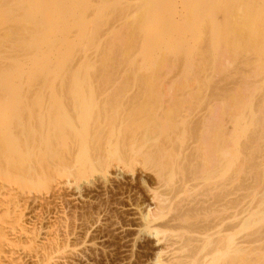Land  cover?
<instances>
[{
    "label": "rangeland",
    "instance_id": "374dc122",
    "mask_svg": "<svg viewBox=\"0 0 264 264\" xmlns=\"http://www.w3.org/2000/svg\"><path fill=\"white\" fill-rule=\"evenodd\" d=\"M43 1L6 0L8 6L0 9V33L5 29L11 34L4 42L7 48L4 50L10 59L7 75L11 82H23L26 89L27 82L39 80L34 66L36 55L40 54V67L43 71L49 70V81L58 79L54 76L56 70L52 73L54 64L56 69L63 66L70 71L77 70L76 76L99 84L96 88L113 84L109 90L106 88V93H111L109 96L102 95L105 90L101 93L93 85L95 94H90L92 97L87 94V99L81 96L78 102L73 100L82 102V106L64 99H46L42 104L38 99H33L34 103L26 100L28 106L34 104L31 107L25 106L24 101L15 102L7 117L0 121V139L5 131L7 135L6 141L0 142L7 144V149L10 147L8 159L12 163L9 162L11 170L8 168L7 171L13 173L11 188L16 191L21 186L19 191L35 196L44 195L43 191H46L45 195L56 191L64 197L61 202L54 203L58 206L57 211L62 212V223L67 224L68 238L70 236V254L67 252L68 256L61 264H154L155 252L160 246L156 247L154 237L147 236L142 215H139L146 206L151 205L150 209L156 210L155 201H152L158 195L153 191L156 194L162 191L161 194L171 199V203L166 204L171 207L163 206L171 213L167 211L166 218L164 211L165 218L156 223L161 229L163 221L168 222L169 217L181 214L179 210H191L193 206L192 210H221L229 188L231 247L246 239L248 243L255 241L253 244L257 248L252 249L261 251L252 253L257 255L256 258L248 251L244 256L243 253L236 254L242 256L238 257L233 251L235 245L231 248V256L234 253L233 256L238 258L231 257V264H264L261 259L264 257V68L257 67L258 55L241 54L233 58L229 66L218 68L215 62L220 61V54H199L195 35L197 24H193L190 33H185L178 14L190 1L200 8L201 2L194 0H153L155 23L162 25L171 19L167 37L159 36L156 41L145 29L133 41L129 54H121L120 44L111 43L117 36H127L126 25L142 10V4L137 0H58V7L49 0ZM164 28L165 25L162 30ZM110 50L112 54H109ZM186 50L187 54H182ZM203 50H207L205 45ZM160 61L163 69L158 76L163 92H158L157 101L153 98L155 102L147 101V109L141 80L152 79V68ZM182 80H187L188 86L174 91V85ZM241 91L244 92L242 98L231 99V117L228 109L223 110V130L231 134V144L227 146L229 154L223 158L220 171L219 166L208 168V171L205 161L215 149L211 151L203 143L204 121L213 107L227 104L229 94L232 98ZM137 92L140 93L135 95ZM141 103L146 107L140 109ZM75 104L76 108H73ZM52 112L56 114L52 115ZM53 116H59L61 120ZM96 132H100L99 137ZM4 143L0 144V149L6 147ZM71 154H75V158ZM69 155L77 161L69 159ZM36 173L40 178H36ZM227 179L231 181L229 188ZM223 181H227L226 186ZM212 187L217 190L212 191ZM31 195L25 211L27 220H33L36 214L53 217L56 213L53 205L48 206V210H40ZM209 202L215 203L210 207ZM138 207L141 208L137 210ZM160 209L162 207L157 210ZM173 230L175 233L171 232ZM180 230V233L175 229L168 231L175 236H180L181 232L185 234V229L184 232Z\"/></svg>",
    "mask_w": 264,
    "mask_h": 264
},
{
    "label": "bare ground",
    "instance_id": "6f19581e",
    "mask_svg": "<svg viewBox=\"0 0 264 264\" xmlns=\"http://www.w3.org/2000/svg\"><path fill=\"white\" fill-rule=\"evenodd\" d=\"M49 1H51L52 4L54 3L53 5L58 7L57 6L58 0H49ZM137 1L142 4V10H140L139 12L134 14L133 17L131 18V22H129L126 25L125 29L127 31V36L126 37L117 36L115 38V41L111 43V45L113 43L120 44L119 46L121 47V54H129L130 53L133 41L136 38H138L141 33H144L143 31L145 29L148 30L150 35H152L154 37V39H156V41H158L159 36H163L164 38L167 37L166 31H167L168 26L171 25V21H170L171 19L166 20L162 25L155 23V21L153 20V17L155 16V14H154L155 6L153 5V0H137ZM43 2H46V1L44 0ZM190 2L191 3H186L185 5H183L181 10L178 12V14H179V17L183 20V23H184L183 30L185 33H190L192 31L193 24H197L198 31L196 32L195 35H196L198 42H199V54H220L221 55L220 61L215 62V65H219L218 68L219 67L225 68V67L229 66L231 64V60L233 58H235L236 56H239L241 54H257L258 57L260 58L258 60V66L257 67H259V69L264 68V0H194V2H197V3L201 2L200 8H196V5H193L192 1H190ZM5 6H8V3H6V0H0V9L5 7ZM164 25H165V28H164L165 30L164 29L162 30V27ZM10 35L11 34L7 33V30H5V29H3L2 33H0V121H1V118L5 119V117H7L6 116L7 113L10 111L11 106H14L15 102H17V104H20V102L24 101V105L28 106L27 105L28 103L25 104L26 100L27 101L32 100V103H34L33 101L35 99L37 101V99H38V100H40L41 104L43 103L44 100H45L44 102H46V99L47 100H51V99L55 100L56 99L57 101H58V99H61V100L64 99L63 101H65V100L66 101H68V100L73 101L74 99H76V101H77L78 98L80 100L81 96H82V99H87L86 98L87 94L89 95V97L90 96L92 97L95 94L94 93L95 89L99 90V92L101 91V93H102V91L105 90L102 93V95L104 93L107 94L106 92H108V91H106V88H107V90H109L110 86L108 87V85H110V84H106L107 87L105 86V84L104 85L100 84V85L105 86L104 88H102L103 90L101 88H96L97 84L85 81L84 78H80V77L76 76L78 73L77 70H71L70 71L69 69H67L63 66L56 69V65L54 66V64H53L52 73H54L56 70L57 73H55L54 76L56 79L58 77V79L55 81H49L47 79L49 70H47V71L41 70L40 63H39L40 54H37L38 56L36 55L37 60H36L35 66H34L36 76H39L38 77L39 80L34 81L33 83H30V84H27V83H29V82H27L25 84V86L28 85L26 89L23 86L24 85L23 82H19V83L11 82L10 77L7 75V66L10 63V59L8 57L7 50H6V52L4 50V49H7L6 46H4V42L7 38H9ZM204 45L207 49L206 51L203 50ZM57 48L58 47H56L55 51L57 50ZM187 52H188L187 50L183 51L182 54H187ZM109 54H112V50L109 51ZM159 54H161V53H159ZM163 54H166V53H163ZM162 65H163L162 62L160 61L153 66V68H152L153 69V78L152 79L141 80V82H142L141 86L143 89L142 92L144 91L146 93V95H148L147 98L148 97L149 98L147 100L145 97L146 95H143L145 99H143V98L142 99L146 101L145 103H146L147 107L143 106V104L141 103L142 105L139 107L140 109L142 106L146 107L148 109L149 103L147 104V101L150 102V101H153L154 99H156V101H157L158 100L157 95L160 96L159 95L160 93L158 94V92H163L162 91L163 85L159 82V76H158L160 71L163 69V68H161ZM51 68H52V66H51ZM188 84H189V82L187 80L179 81L177 84L174 85V91H176V92L180 91V90L186 88L188 86ZM93 85H94L95 89H94ZM98 85H97V87H99ZM120 85L121 84H119V87H120ZM112 86H113V84L111 85V87ZM119 87H116V88H119ZM122 89H123V87H122ZM137 89H139V88H137ZM137 89H136V91H137ZM116 92H117V90H116ZM125 92H128V90ZM147 92L149 94H147ZM112 93L114 95L113 91H112ZM139 93L137 92V93H135V95L136 94L138 95ZM243 93H244L243 91L237 92L235 95H233L232 98H231V94H229L227 96V104L225 106L213 107L211 109V112H210L208 118H206L204 121V135H203L204 140H203V143L206 145V147L210 148L209 150L214 151V149H215L214 154L208 155V158H206V161H205L206 165L203 164L205 166V168H207V170H208V168L210 170L213 167L218 168V166L220 168V165H222L223 158H225V156L229 154L227 146H229L231 144V134H226L225 131L223 130L222 117L225 114V111H223V110L225 108L228 109L229 116L231 117V99L235 100L237 98H242ZM90 94H93V95H90ZM99 95L101 96V94H99ZM129 95H131V94H129ZM83 96H85V97H83ZM139 97L140 96H138V98ZM105 98H106V96H105ZM112 98L113 97H111V99ZM152 98H153V100H152ZM94 99H96V98H94ZM149 99H150V101H149ZM159 99H160V97H159ZM128 100H127V102H128ZM76 101H73L72 104H74V102H75L76 104H79L78 106H80V105L82 106V102L80 104V103H77L78 101L77 102ZM82 101H84V100H82ZM88 101H89V99L86 102H88ZM96 101H98V100H96ZM114 101H115V98H114ZM86 102H85V106L87 109ZM140 102H142V101L140 100ZM153 102H155V101H153ZM51 103H53V102H51ZM35 104H37V103L35 102ZM76 104L73 105V108H76ZM103 104H104V102H103ZM90 105H92V103ZM18 106L19 105H17V107ZM31 106H34V104ZM31 106H28V107H31ZM44 106H45V103H44ZM68 106L69 105H67V107ZM43 107H41V109ZM104 107H105V104H104ZM143 107H142V109H143ZM23 108L24 107L22 106L21 109H23ZM47 108H49V107H47ZM146 108L144 110H146ZM30 109L31 108H29V110ZM44 109H45V107H44ZM34 110L37 111V108H35ZM45 110H47V109H45ZM137 110H138V108H137ZM27 111H28V109L25 112H27ZM51 111H52V109H51ZM82 111H83V109H82ZM11 112H14V111H11ZM75 112H73V114ZM65 113H66V111L64 112V114ZM38 114H40V113H38ZM44 114H42V115H44ZM46 114H47V112H46ZM55 114H56V112L53 113L52 115H55ZM67 114H69V113H67ZM24 115H25V113H24ZM32 115L34 116L35 114H32ZM61 115H62V113H61ZM26 116H27V114H26ZM59 116H60V114H59ZM59 116H55V117H59ZM47 117L48 116H46V118ZM55 117L53 116L52 118H55ZM67 117H68V115H67ZM76 117L78 118V116H76ZM60 118L61 117H59V119ZM64 118H66V115L64 116ZM35 119H37V117ZM42 119H43V117H42ZM42 119H40V120H42ZM26 121L30 122V119L28 120V118H27ZM32 123H33V121H32ZM36 123H38V122L36 121ZM36 123L34 125H36ZM3 124L4 123H2V125ZM48 124H49V122H48ZM42 125H43V123L41 124V126ZM11 126H12V123H11ZM26 126H28V125L26 124ZM28 127L30 128V126H28ZM39 127H40V125H39ZM27 130H30V129L27 128ZM4 133H3L4 137L5 136L7 137V135H5ZM39 133H40V131H39ZM98 133H100V132H98ZM102 134H101V136H103ZM35 135H36V133H35ZM40 136H41V134H40ZM98 137H99V134H98ZM3 138L1 137L0 141L5 142L6 139L4 138L5 139L4 140ZM31 138H33V137H31ZM93 139H94V137H93ZM99 139H101V138H99ZM39 140H40V137H39ZM4 142H0V144L4 143ZM31 142H33V140ZM38 145H37V147H39ZM3 146H1V148ZM5 146L6 147H3L2 149H0V264H61L63 261L65 262L66 255L68 256V253L70 254V252H68V250H70V249H68V248H70L68 246V242H69L68 239H70V236L68 238L69 234L67 232V230H68L67 229L68 227L66 226L67 224L65 223V225H64V223H62V222H64V220L62 221V218H61L62 212L57 211L58 206H56L54 203H57L56 201H58V200H60V202H61L62 199L64 200V197H62L60 194L56 193V191H55V193L48 192V193H50L49 195H45L46 191H43L45 193L44 194L45 196L42 194L41 195L39 194L40 196H38V195L35 196L32 194L33 195L32 196L30 194L31 197L33 198L32 200L38 205V208L40 210H48L49 209L48 206L53 205V208L56 210V213H54L55 216L53 215V217H51L49 215H48L49 217L46 216L47 218L43 214L42 215L44 218L41 216V214L40 215L36 214V216L34 215L33 220L28 221L27 218L25 217V211L27 208L26 207L27 201L29 200L30 195H28V193H26V191H24V192L19 191L20 189H22L21 186H19L20 189H17L16 191H15L16 188L15 189L11 188V186H10V183L12 182V180H11L12 175L11 174H13V173H12V171H9V172L7 171L8 168L11 170V165L8 166V164L10 162V160L8 159L9 158L8 155H10L8 149L10 147H8V149H7V144H5ZM30 146H31V143H30ZM35 149H37V148H35ZM195 149H196V147H195ZM10 153L12 154V152H10ZM77 154H76V158L78 159ZM74 156H75V154H74ZM74 156H73V158H75ZM68 157L70 159L71 156L69 155ZM73 158L71 157V159H73ZM11 163H12V161L10 162V164ZM104 165H105V163H104ZM203 165L201 164L202 167H204ZM222 167L223 166H221V168ZM221 168L218 169V171H220ZM201 170H202V168H201ZM214 170L216 171L217 169H214ZM33 171H34V169H33ZM35 171H36V169H35ZM41 171L39 174L42 173ZM204 171H206V170H204ZM39 174L36 173V178H40ZM104 178H106V177H104ZM193 179L194 178H192V180ZM228 180L229 179H227V181ZM33 181H35V180L33 179L32 182ZM26 182H28V181H26ZM226 182H224L225 183L224 186H226V184L228 183L227 188H229L231 185L230 184L231 181H228L227 183ZM29 183H30V181H29ZM195 183H196V181H195ZM142 184H144V183H142ZM184 185H186V184H184ZM211 185H212V183H211ZM218 185L220 186V184H218ZM215 187H217V185ZM44 188H46V187L44 186ZM167 188H169V187H167ZM146 189H148V188H146ZM158 189L159 188H157L156 190H158ZM185 189H187V188H185ZM212 189H213L212 191L217 190V188L215 189L214 187H212ZM229 189H228V191L225 190V192L227 191V195L225 194L224 198H226V199H224L225 200L224 204L223 205L221 204L222 205V207H221L222 209L220 208L221 210H217L216 208H215L216 210H207L206 207H205L206 210L204 209V207H203L204 210H202V209L200 210L199 208H198L199 210H192L193 207H195V206H193L191 210H185V209L179 210V212L181 213L180 215L172 216L171 218L169 217L171 220L168 218V222H167V220L164 219L168 223L167 228H165L166 222L162 220L164 222V224H161V225L165 229L163 227L161 229H159L160 228L159 223H160L161 219L165 218V216L163 214L164 211H166V212L170 211L169 213H171V210H167V209L164 210L165 208L170 206V204H169V206H167V205H168V203H171V199L170 198L168 199V196H166V194H164V193L161 194L162 191L159 192L160 194H156V193H154L155 191H153L154 195H158V197L154 198L155 200L152 201V202L155 201L154 204H155L156 210L155 209L151 210L152 208L150 209V207H151V205H150V207L146 206L144 208L145 210L148 209L145 212V214H143L145 211L143 209H141V210H143V213H141V214L139 213V215H142L141 222L143 221L144 228H145V230H147V233H148L147 236L154 237L155 238L154 242L157 244V245L155 244L156 247L160 246L159 251L155 252V253H157L156 258H155L154 262L153 261L152 262L154 264H231V257H232V259L235 258L233 256L234 253H235V255L239 254V253L240 254L243 253L242 256H244V253H245V255L247 254L246 251L251 252L250 254L257 253L258 251L261 252L260 250L255 251V249L257 247L255 248V245L253 244L255 241H253V240L252 241L249 240L250 241L249 243H251V244H249L248 241L246 239H244V243H243V241L242 242L240 241L243 244L240 243L237 246L236 243H233V245L231 247V243H232V241H231V193H229ZM148 190H150V189H148ZM48 191H49V189H48ZM166 193L168 194V192H166ZM154 195H152L151 197H153ZM171 195H172V193H171ZM165 197H167V198H165ZM156 199H157V201H156ZM193 199H195V198H193ZM151 200H152V198H151ZM156 202H157V204H156ZM219 202H221V201H219ZM219 202H216V204ZM173 203H175V201ZM182 203H181V205H182ZM207 203H205V206ZM214 203L212 205H214ZM181 205H180V207H181ZM188 205H190V204H188ZM212 205L210 203V207ZM163 206H165L164 209H163ZM177 206H178V204H177ZM185 206L186 205H184V207ZM203 206H204V204H203ZM160 207H162V210L161 209L157 210ZM198 207H200V206H198ZM140 208L138 207L137 210H139ZM176 211L178 212V210H176ZM172 212H173V210H172ZM166 214L165 215L167 218V216L169 214H168V212ZM157 221L159 223L156 225ZM163 222H161V223H163ZM249 225H250V223H249ZM169 227H170V229H169ZM171 228L175 229V231L178 230L177 231L178 233H180L179 232L180 228H181V230H183V232L185 229V232H184L185 234H183L181 232V235L179 234L180 236H177L178 234L175 236V234H174L175 232H174V230L171 231L172 230ZM162 229L165 230V233L168 230H170L171 232H174V233H171L168 231L170 234H168L169 236H167L168 232L165 234L163 232L164 230H162ZM166 229H167V231H166ZM172 234H174V236ZM170 235H171V237H170ZM235 245H236V248H235V250L233 249L234 253L231 256V248H234L233 246H235ZM250 246H251V249H252V247L255 249L251 250L249 248ZM260 248H262V247H260ZM253 250L255 252H253ZM236 256H238V255H236ZM240 256L241 255H239L238 257H240ZM255 256H257V255H255ZM238 257H236V258H238ZM260 257L261 256L258 255L259 259H260ZM255 258H251V259H255ZM262 258L264 259V257H261V259ZM248 259L249 258H247V260ZM247 260H245V261H247ZM257 263L258 262H256V264ZM252 264H255V263H252Z\"/></svg>",
    "mask_w": 264,
    "mask_h": 264
}]
</instances>
